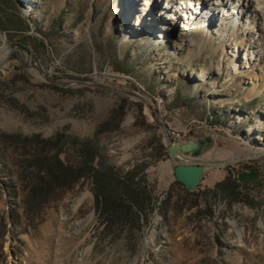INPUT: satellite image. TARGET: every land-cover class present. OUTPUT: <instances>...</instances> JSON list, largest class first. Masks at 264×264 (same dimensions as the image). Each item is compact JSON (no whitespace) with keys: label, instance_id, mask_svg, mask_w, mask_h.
<instances>
[{"label":"rangeland","instance_id":"1","mask_svg":"<svg viewBox=\"0 0 264 264\" xmlns=\"http://www.w3.org/2000/svg\"><path fill=\"white\" fill-rule=\"evenodd\" d=\"M132 1L0 0V140L91 136L106 122L98 140L109 161H147L162 197L174 162L152 153L178 129L212 139L204 159L235 161L209 166L195 190L231 172L256 204L213 199L209 214L187 201L131 236L105 228L89 180L27 222L1 176L0 264H264V18L233 1L203 16L189 41L182 18L170 33L161 24L171 19L136 25L142 3ZM10 141L0 160L14 170L21 149Z\"/></svg>","mask_w":264,"mask_h":264},{"label":"trees","instance_id":"2","mask_svg":"<svg viewBox=\"0 0 264 264\" xmlns=\"http://www.w3.org/2000/svg\"><path fill=\"white\" fill-rule=\"evenodd\" d=\"M108 129L104 122L97 125L93 135L85 137L67 133L64 129L47 137L2 134V143L11 140L12 145L21 149L14 170L0 160V177H6L5 187H9L10 195L19 201L21 214L17 217L32 222L44 207L61 199L65 192L84 180L90 181L94 208L98 217L105 221V228H126L131 236L155 213L168 220L169 213L180 211L187 201L197 205L201 200L202 210L209 214L213 212V199H222L228 205L234 202L256 204L249 193V184L231 172L203 190L189 191L174 181L161 197L155 181L148 177L147 161H134L128 167L109 161L98 140ZM167 154V148L159 143L152 156L158 158ZM237 165L249 168L246 161ZM174 186L180 187L181 191H176ZM15 224L16 221H12V225Z\"/></svg>","mask_w":264,"mask_h":264},{"label":"bare ground","instance_id":"3","mask_svg":"<svg viewBox=\"0 0 264 264\" xmlns=\"http://www.w3.org/2000/svg\"><path fill=\"white\" fill-rule=\"evenodd\" d=\"M233 1V9L234 11L236 10L238 14H243L244 8L247 6L264 18V0H236V2L235 0H133L132 5L136 6L137 3H142L141 7H139L141 13L138 15V22L136 25L140 24L143 17L148 20L171 19L170 24L169 22L161 24L163 33H170L174 31L176 27L179 26L177 24L178 20L182 18L185 25L181 26L179 34H181L182 37L185 36V38L190 41L192 40V37H188V35L192 32L191 29L196 25V23H198V21L201 20L203 16L212 14L214 9L220 8L221 5L233 3ZM223 18L222 20H224ZM8 52L9 50L4 46V51L1 53V56L3 58L6 57ZM168 136L169 135L167 133V139ZM257 152L264 153V149Z\"/></svg>","mask_w":264,"mask_h":264},{"label":"water","instance_id":"4","mask_svg":"<svg viewBox=\"0 0 264 264\" xmlns=\"http://www.w3.org/2000/svg\"><path fill=\"white\" fill-rule=\"evenodd\" d=\"M167 153L174 162L172 168L174 180L193 191L196 189L205 170L212 165H227L235 162L234 160L213 161L203 158L206 150L212 147L210 137L189 138L183 143H175L165 138Z\"/></svg>","mask_w":264,"mask_h":264},{"label":"built area","instance_id":"5","mask_svg":"<svg viewBox=\"0 0 264 264\" xmlns=\"http://www.w3.org/2000/svg\"><path fill=\"white\" fill-rule=\"evenodd\" d=\"M183 138H200V137H192L190 134H188L186 131L178 130V129H172L171 136H168V139L175 143H183Z\"/></svg>","mask_w":264,"mask_h":264}]
</instances>
